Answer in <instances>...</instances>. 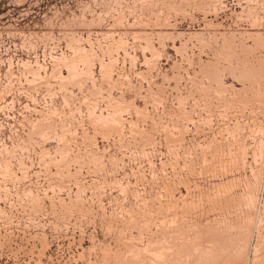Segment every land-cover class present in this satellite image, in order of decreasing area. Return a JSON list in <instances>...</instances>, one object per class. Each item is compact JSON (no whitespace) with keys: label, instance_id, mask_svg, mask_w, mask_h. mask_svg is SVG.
<instances>
[{"label":"rangeland","instance_id":"rangeland-1","mask_svg":"<svg viewBox=\"0 0 264 264\" xmlns=\"http://www.w3.org/2000/svg\"><path fill=\"white\" fill-rule=\"evenodd\" d=\"M0 264H264V0H0Z\"/></svg>","mask_w":264,"mask_h":264}]
</instances>
